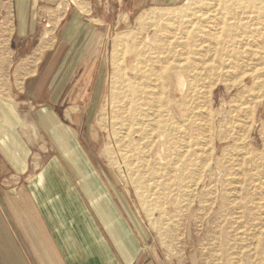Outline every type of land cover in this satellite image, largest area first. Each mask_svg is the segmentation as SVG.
<instances>
[{"label": "rangeland", "instance_id": "obj_1", "mask_svg": "<svg viewBox=\"0 0 264 264\" xmlns=\"http://www.w3.org/2000/svg\"><path fill=\"white\" fill-rule=\"evenodd\" d=\"M82 1L0 0V8L61 15ZM90 5L102 23L88 44L62 49L48 95L23 102L10 96L8 80L0 81L1 124L17 126L22 139L23 128L31 144L40 143L44 134L35 115L51 108L57 119L39 114L69 137L74 169L41 117L59 152L43 142L42 153L30 155L32 168L56 174V164L74 174L72 181L56 174L58 182L82 183L76 174L83 170L104 184L142 238L145 260L156 255L160 264H264V0L153 2L138 9L131 0ZM54 27L48 23L43 38L52 39ZM146 77L160 96L148 128L151 148L135 151L128 174L110 111L120 92L149 86Z\"/></svg>", "mask_w": 264, "mask_h": 264}, {"label": "crops", "instance_id": "obj_2", "mask_svg": "<svg viewBox=\"0 0 264 264\" xmlns=\"http://www.w3.org/2000/svg\"><path fill=\"white\" fill-rule=\"evenodd\" d=\"M181 1L131 0V7ZM90 2H79L78 8L61 15L46 9L0 8V81L8 80L10 96L31 102L48 95L51 68L62 49L88 44L94 39V26L102 23ZM48 23L55 25L54 37L45 42L43 31ZM38 111V130L40 137L45 136L40 143L31 144L30 134L23 128L26 135L22 139L17 136V126L0 122V264H160L156 255L144 259L142 238L104 184L77 169L75 174L82 183L58 182L56 174L73 180V151L64 130L50 117L40 116L42 112L55 116L51 108ZM39 117L72 166L68 173L54 162L56 174L52 168H44L45 172L32 168L30 155L34 149L42 153L43 142L59 152ZM3 176L8 177L4 182Z\"/></svg>", "mask_w": 264, "mask_h": 264}, {"label": "bare ground", "instance_id": "obj_3", "mask_svg": "<svg viewBox=\"0 0 264 264\" xmlns=\"http://www.w3.org/2000/svg\"><path fill=\"white\" fill-rule=\"evenodd\" d=\"M46 39H48V38L47 37L43 38V40L45 42H46ZM42 50H43V48H42ZM163 69H164V67H163ZM144 80H145L144 84L148 83L150 88L148 85L140 86V84H139L137 86V89L135 88V89H131L130 91L120 92L119 93L120 100L116 101L118 103V104L116 103V105L119 107L112 105L114 107L110 111V118H111L110 121H111L112 126L114 127L113 133H114V137L116 138V146L118 144L124 145L125 154L122 151H119V154H120V157L122 159L121 162H123V164L126 166L125 170L128 172V174H129V172H132L134 169V167L132 165L133 164L132 156H133V154H135V151H138V149L141 150L144 147H149V145H150V144L148 145L146 143L148 141L147 138L150 135V134H148V131H149L148 128L150 126H152V119H153L152 117H154L157 113V109H155L153 107V105L158 103L157 100H158V97H160V96L157 97V95H156L157 94L156 93V87L152 82V78L146 77ZM167 105H168V101H167ZM51 125H53V124H51ZM120 127L126 128L125 129L126 131L124 130L125 131L124 134L123 133L121 134L119 132L118 129ZM141 145H144V147H140ZM149 148H151V147H149ZM107 149H105V152H108ZM148 152H147V154H149ZM135 162H136V160H135ZM116 163H117V160H116ZM123 164H122V166H123ZM120 167H119V169H120ZM143 169H145L144 166H143ZM127 172H125V173H127ZM147 182H148V180H147ZM136 184H137V182H136ZM141 185H143V184H141ZM148 185L149 184H146L143 186H144V188L147 189ZM144 203H145V201H144ZM164 212L165 211L162 210L159 214L161 216H164ZM222 250H223V257H224L225 246L222 247L221 251Z\"/></svg>", "mask_w": 264, "mask_h": 264}]
</instances>
